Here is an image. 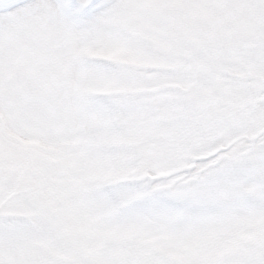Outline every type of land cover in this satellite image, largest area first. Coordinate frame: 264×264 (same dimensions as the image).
<instances>
[{
  "label": "snow or ice",
  "instance_id": "1",
  "mask_svg": "<svg viewBox=\"0 0 264 264\" xmlns=\"http://www.w3.org/2000/svg\"><path fill=\"white\" fill-rule=\"evenodd\" d=\"M0 264H264V0H0Z\"/></svg>",
  "mask_w": 264,
  "mask_h": 264
}]
</instances>
